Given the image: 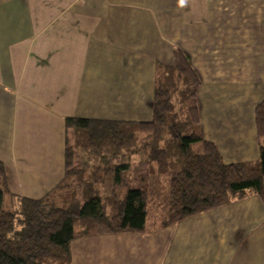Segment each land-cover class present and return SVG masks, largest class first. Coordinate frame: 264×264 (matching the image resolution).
<instances>
[{"label":"crops","instance_id":"obj_1","mask_svg":"<svg viewBox=\"0 0 264 264\" xmlns=\"http://www.w3.org/2000/svg\"><path fill=\"white\" fill-rule=\"evenodd\" d=\"M176 49L201 77L204 138L226 163L257 160L264 0H0L9 192L41 200L65 180L67 119L151 121L158 66ZM71 249L72 264H264V204L253 196L156 234L85 237Z\"/></svg>","mask_w":264,"mask_h":264},{"label":"trees","instance_id":"obj_2","mask_svg":"<svg viewBox=\"0 0 264 264\" xmlns=\"http://www.w3.org/2000/svg\"><path fill=\"white\" fill-rule=\"evenodd\" d=\"M201 85L176 49L172 65L158 66L151 121L67 119L75 145L67 144L66 177L44 199L11 194L0 160V264H72L81 238L152 235L253 196L264 204V99L255 108L259 158L226 163L203 136ZM78 148L96 161L77 168ZM135 176L145 187L130 188Z\"/></svg>","mask_w":264,"mask_h":264},{"label":"rangeland","instance_id":"obj_3","mask_svg":"<svg viewBox=\"0 0 264 264\" xmlns=\"http://www.w3.org/2000/svg\"><path fill=\"white\" fill-rule=\"evenodd\" d=\"M200 98L201 97H200V91H199V94L197 96V101H198L199 106L201 108ZM73 134H74V131H73ZM74 139H75V134L74 135L71 134V141H72L71 144H72V146L75 145ZM201 149L202 148H201V145L200 144H198V145L195 146V150L197 152H201L202 151ZM75 153H76V167L80 169L83 166V164H82V161H83L82 158H85V155L84 154H87V152H84L82 149H79L78 148L77 150H75ZM77 155L81 159L77 158ZM113 176H114L113 174L111 176L108 174L105 177V179L108 180V181H106V189H105L104 192H106V191L108 192L109 191V188H110V186H111V184L113 182ZM142 187H145V183L143 182V177L142 176H135L133 178V181H132L131 185H130V188L131 189H134V188H142Z\"/></svg>","mask_w":264,"mask_h":264},{"label":"clouds","instance_id":"obj_4","mask_svg":"<svg viewBox=\"0 0 264 264\" xmlns=\"http://www.w3.org/2000/svg\"><path fill=\"white\" fill-rule=\"evenodd\" d=\"M181 3H184V0H181Z\"/></svg>","mask_w":264,"mask_h":264}]
</instances>
